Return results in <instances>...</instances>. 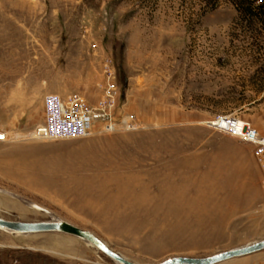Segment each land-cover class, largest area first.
Wrapping results in <instances>:
<instances>
[{"label": "rangeland", "instance_id": "obj_1", "mask_svg": "<svg viewBox=\"0 0 264 264\" xmlns=\"http://www.w3.org/2000/svg\"><path fill=\"white\" fill-rule=\"evenodd\" d=\"M236 1L0 0V217L64 220L138 264L264 239L255 147L209 125L264 134V24L238 23ZM106 59L133 126L34 139L46 94L97 101ZM175 109L193 122L158 120ZM0 264L119 263L74 235L0 229Z\"/></svg>", "mask_w": 264, "mask_h": 264}, {"label": "built area", "instance_id": "obj_2", "mask_svg": "<svg viewBox=\"0 0 264 264\" xmlns=\"http://www.w3.org/2000/svg\"><path fill=\"white\" fill-rule=\"evenodd\" d=\"M115 75V64L111 59H106L102 66V80L97 84L100 94L95 103H89L80 94L66 98L55 93L46 94L43 98V121L33 128V138H80L94 131L110 132L120 127L133 126L127 119L119 123L116 121L119 92ZM217 120L224 122V125L218 124L217 128L254 145L255 158L264 180V134L236 115L220 116ZM7 138V133L0 128V141Z\"/></svg>", "mask_w": 264, "mask_h": 264}, {"label": "water", "instance_id": "obj_3", "mask_svg": "<svg viewBox=\"0 0 264 264\" xmlns=\"http://www.w3.org/2000/svg\"><path fill=\"white\" fill-rule=\"evenodd\" d=\"M209 125L218 127L214 122ZM0 229L8 232L30 234L35 232L59 231L77 236L97 247L119 264H138L111 249L102 239L90 230L79 228L64 220H44L38 222L11 221L0 217ZM264 249V239L205 257L173 256L157 264H217L232 258L249 255Z\"/></svg>", "mask_w": 264, "mask_h": 264}, {"label": "trees", "instance_id": "obj_4", "mask_svg": "<svg viewBox=\"0 0 264 264\" xmlns=\"http://www.w3.org/2000/svg\"><path fill=\"white\" fill-rule=\"evenodd\" d=\"M238 23L252 25L256 21L264 24V0H237Z\"/></svg>", "mask_w": 264, "mask_h": 264}, {"label": "crops", "instance_id": "obj_5", "mask_svg": "<svg viewBox=\"0 0 264 264\" xmlns=\"http://www.w3.org/2000/svg\"><path fill=\"white\" fill-rule=\"evenodd\" d=\"M195 117L194 114L192 113H180L178 111H173L170 113H168V115H166V113H162L161 112L159 113V121L160 122H176L178 118H182V119H186L185 121H191L193 122V118ZM260 172V171H259Z\"/></svg>", "mask_w": 264, "mask_h": 264}, {"label": "bare ground", "instance_id": "obj_6", "mask_svg": "<svg viewBox=\"0 0 264 264\" xmlns=\"http://www.w3.org/2000/svg\"><path fill=\"white\" fill-rule=\"evenodd\" d=\"M214 123H216L217 125L218 124H220V123H222V125H224V122H223V120H219V121H214ZM52 221H55V220H52ZM53 232H55V231H53ZM56 232H59V231H56ZM60 233H64V232H60ZM65 234H68V233H65ZM71 235V234H70ZM89 243V242H88ZM89 244H91V243H89ZM246 256V255H245ZM232 259H234V258H232ZM230 260V259H229ZM226 261H228V260H226ZM224 262V261H223ZM220 263H222V262H220ZM218 264V263H217Z\"/></svg>", "mask_w": 264, "mask_h": 264}]
</instances>
